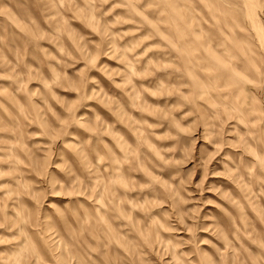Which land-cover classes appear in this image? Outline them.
Returning <instances> with one entry per match:
<instances>
[{
	"label": "rangeland",
	"instance_id": "obj_1",
	"mask_svg": "<svg viewBox=\"0 0 264 264\" xmlns=\"http://www.w3.org/2000/svg\"><path fill=\"white\" fill-rule=\"evenodd\" d=\"M0 264H264V0H0Z\"/></svg>",
	"mask_w": 264,
	"mask_h": 264
}]
</instances>
